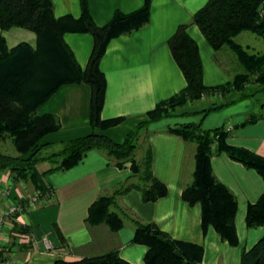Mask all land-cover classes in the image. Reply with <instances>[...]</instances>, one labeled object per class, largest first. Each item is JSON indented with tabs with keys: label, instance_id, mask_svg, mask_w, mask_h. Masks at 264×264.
I'll use <instances>...</instances> for the list:
<instances>
[{
	"label": "crops",
	"instance_id": "obj_1",
	"mask_svg": "<svg viewBox=\"0 0 264 264\" xmlns=\"http://www.w3.org/2000/svg\"><path fill=\"white\" fill-rule=\"evenodd\" d=\"M52 1L55 16L80 15V0ZM143 2L88 0V6L93 19L103 24L116 11L129 12ZM205 2L151 0L149 20L136 29L112 37L100 60V68L106 77L101 115L122 116V119L103 130L92 128L89 123V85L83 81L63 83L38 106L40 113H54L61 123L58 130L44 135L42 142L49 143L41 153H49L60 142L92 130L122 141L129 130L147 118V110L184 87L186 80L171 54L168 38L179 24L189 22L192 14ZM187 30L198 45L206 85L221 84L244 71L235 52L228 46L214 49L195 23H189ZM0 35L10 47L19 42L36 44L35 32L25 27H0ZM63 38L78 64L84 67L91 51L92 35L86 31H67ZM234 39L251 51H264V36L250 29L240 31ZM248 84L247 88L254 85ZM241 93L233 91V101L206 113L202 110L211 102L200 99L149 121L140 139L144 140L145 148L150 146L152 172L166 184L167 191L157 199L144 200L138 189L131 188L118 196V205L113 207H121L143 222L156 224L173 238L202 245L204 264H240L242 250L248 249L264 233V224L248 227L245 220L247 204L264 191V179L254 168L246 167L225 152H214L210 157L213 173L237 200L234 222L238 243L232 245L222 239L212 225L203 231L200 202L189 203L181 195L192 178L195 143L168 127L188 121H200L204 128L223 125L230 131L228 143L246 146L264 155V110L251 108L247 102L244 104L248 95ZM254 115L253 121L242 124ZM134 157L137 158L135 152ZM50 166V161L40 160L32 167L36 183L52 188L50 201L17 215V221L25 230L20 231L14 226L7 230L1 240L7 245L4 254H11L19 264H49L55 259L73 260L117 248L120 256L132 264H145L147 245L132 240L134 222L130 217L124 216L123 224L117 230L110 229L105 222L92 225L86 221L88 207L95 198L101 193L112 192L117 183L131 174L129 161L117 165L103 150L91 148L69 168L48 170ZM36 183L15 179L9 170H1L0 188L12 185L9 194L0 193V211L19 193L32 194L39 188ZM43 237L49 240V248L44 247Z\"/></svg>",
	"mask_w": 264,
	"mask_h": 264
},
{
	"label": "trees",
	"instance_id": "obj_2",
	"mask_svg": "<svg viewBox=\"0 0 264 264\" xmlns=\"http://www.w3.org/2000/svg\"><path fill=\"white\" fill-rule=\"evenodd\" d=\"M263 0H206L191 16L189 22L179 24L168 38L171 54L182 71L186 84L180 90L156 103L147 110V118L129 130L122 141H115L102 131L92 130L86 134L60 142L46 154L41 149L49 142L42 138L60 128L57 115L40 113L38 106L63 83L85 82L90 87L89 123L92 128L103 130L117 124L122 116L102 117L101 110L106 91V77L100 68V60L109 40L146 23L150 18L151 0L129 12L116 11L103 24L97 23L90 14L88 0H80L78 17L71 14L54 15L52 0H0V27L21 26L36 34V44L19 42L8 46L0 35V140L10 139L15 154L0 149V171L9 170L15 179L36 183L32 167L40 160H48L52 169H66L76 164L91 148L103 150L117 165L129 161L131 174L117 183L110 193H101L88 207L86 221L90 224L105 222L117 230L128 216L134 222L132 240L147 245L145 264H204L202 245L173 238L152 222H143L119 207L117 198L128 189L136 188L144 200H154L167 191L151 169L150 146L141 158L134 157L140 145V137L149 121L167 116L178 106L211 97L204 113L218 109L230 101L215 103L213 97L247 91L249 75L264 65V51L251 53L234 37L242 30L250 29L264 34V18L258 14ZM189 23L198 25L200 31L214 48L228 46L237 56L244 71L221 84L206 85L202 76V61L194 38L189 34ZM67 31H86L93 43L86 65L81 67L63 34ZM257 80L264 83V74ZM233 101V100H232ZM256 115L245 120L253 121ZM168 130L180 134L195 143L194 169L191 180L182 190V198L189 203L201 204L203 231L212 225L222 239L230 244L238 243L234 217L237 200L234 193L214 175L210 157L225 152L246 167L254 168L264 179V155L246 147L227 142L229 130L223 125L204 128L200 121L177 123ZM214 145V148H213ZM40 187L39 184L36 183ZM17 215V214H16ZM248 227L264 224V191L247 204L245 214ZM13 226L20 231L25 227L17 220ZM49 264H132L122 258L117 248L78 259H55ZM240 264H264V233L248 248L243 249Z\"/></svg>",
	"mask_w": 264,
	"mask_h": 264
},
{
	"label": "built area",
	"instance_id": "obj_3",
	"mask_svg": "<svg viewBox=\"0 0 264 264\" xmlns=\"http://www.w3.org/2000/svg\"><path fill=\"white\" fill-rule=\"evenodd\" d=\"M258 14L264 18V0L260 4ZM52 193V188L46 186L36 189L29 195L18 194L14 201L8 203L5 209L0 211V264H19L11 254H4V248L7 245L2 243L1 240L7 234V230L13 226V221L17 220L18 214L23 213L27 208L46 204L50 201ZM43 243L45 248L50 247V242L46 237H43Z\"/></svg>",
	"mask_w": 264,
	"mask_h": 264
},
{
	"label": "rangeland",
	"instance_id": "obj_4",
	"mask_svg": "<svg viewBox=\"0 0 264 264\" xmlns=\"http://www.w3.org/2000/svg\"><path fill=\"white\" fill-rule=\"evenodd\" d=\"M261 35V34H259ZM261 36H264L261 35ZM247 51L251 52V53H262L263 51L261 52H254V51H251L249 49L246 48ZM264 74V65L262 66V68L258 71H255L253 73H251L249 75V84H254L253 86H251L250 88H247V91H249L250 93L248 94V98L246 99L245 103L246 102L248 103V106H250L251 108H254L258 111H261V110H264V83H261L259 80H257V75L258 74ZM248 84V85H249ZM238 91V90H237ZM234 94H231V95H224V96H219L217 95L216 97H213L214 99V102L215 103H220V102H223V101H232L234 99L235 96H233ZM202 100V99H206L208 102H213V100L211 99V97H205V96H201L198 100H196L197 102L199 100ZM196 101H193V102H196ZM186 105V104H185ZM183 105V106H185ZM180 107V106H178ZM177 108V107H176ZM144 132V130H143ZM141 146L139 145L136 149H135V155L137 157V159L141 158L142 156V152L145 151V142L143 139H140V143ZM0 149L4 152H8V153H12V154H15L16 153V150L14 148V145L13 143L11 142L10 139H3V140H0ZM12 185V184H11ZM10 184H6L4 186H2V189H0V193L2 194H9L10 192V187H11ZM8 191V192H7ZM21 194V193H19Z\"/></svg>",
	"mask_w": 264,
	"mask_h": 264
}]
</instances>
